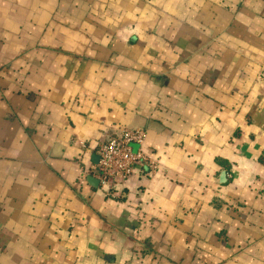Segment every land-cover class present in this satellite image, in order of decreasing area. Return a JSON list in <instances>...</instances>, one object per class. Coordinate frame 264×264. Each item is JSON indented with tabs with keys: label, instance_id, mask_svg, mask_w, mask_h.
Masks as SVG:
<instances>
[{
	"label": "crops",
	"instance_id": "crops-1",
	"mask_svg": "<svg viewBox=\"0 0 264 264\" xmlns=\"http://www.w3.org/2000/svg\"><path fill=\"white\" fill-rule=\"evenodd\" d=\"M0 264H264V0H0Z\"/></svg>",
	"mask_w": 264,
	"mask_h": 264
},
{
	"label": "built area",
	"instance_id": "built-area-1",
	"mask_svg": "<svg viewBox=\"0 0 264 264\" xmlns=\"http://www.w3.org/2000/svg\"><path fill=\"white\" fill-rule=\"evenodd\" d=\"M146 133L142 130H121L98 146L99 162L91 167L90 176L98 180L99 188L112 196L117 184L127 182L139 165L144 164L151 174H155L158 165L143 149ZM134 146H138L137 150Z\"/></svg>",
	"mask_w": 264,
	"mask_h": 264
},
{
	"label": "water",
	"instance_id": "water-1",
	"mask_svg": "<svg viewBox=\"0 0 264 264\" xmlns=\"http://www.w3.org/2000/svg\"><path fill=\"white\" fill-rule=\"evenodd\" d=\"M138 146H134V149L137 150ZM99 162V157L97 156V161L96 164ZM88 182L93 185L94 187H99V182L98 180H96L95 178H93L92 176L88 177Z\"/></svg>",
	"mask_w": 264,
	"mask_h": 264
}]
</instances>
